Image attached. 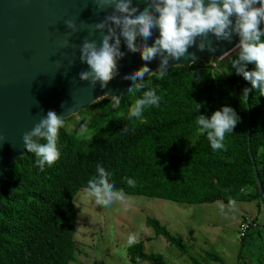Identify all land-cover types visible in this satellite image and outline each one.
I'll use <instances>...</instances> for the list:
<instances>
[{"label": "trees", "instance_id": "trees-1", "mask_svg": "<svg viewBox=\"0 0 264 264\" xmlns=\"http://www.w3.org/2000/svg\"><path fill=\"white\" fill-rule=\"evenodd\" d=\"M238 53L237 47L227 54L218 69L199 63L170 67L162 77H145L162 100L141 119L129 121L127 115L142 91L127 90L118 106L101 98L80 110L76 124L88 118L84 127H68L74 115L66 118L60 129L61 158L52 167L45 165L41 171L27 151L10 164L0 189V264H69L75 251L72 199L97 174L98 163L127 195L186 204L264 203L253 175L254 167L264 193V96L252 89L242 99L243 89L251 84L231 69ZM246 70H255V64H247ZM195 103L202 105L198 111ZM223 106L232 107L240 122L226 136V150L214 152L206 135L198 134L196 118H210ZM145 225L185 252L157 219L146 217ZM126 254L131 263L166 264L160 254L144 252L141 242L128 246ZM205 255L220 261L212 253ZM257 264H264V257Z\"/></svg>", "mask_w": 264, "mask_h": 264}, {"label": "clouds", "instance_id": "clouds-1", "mask_svg": "<svg viewBox=\"0 0 264 264\" xmlns=\"http://www.w3.org/2000/svg\"><path fill=\"white\" fill-rule=\"evenodd\" d=\"M98 11L111 8L110 14L93 28L101 34L100 43L85 39L80 47V60L88 70L81 71L79 78L93 88L99 82L102 88L118 74V61L125 55L120 50L121 38L129 52H139L145 64L123 78L132 81L127 92L142 95L132 104L127 119H141L147 109L159 107L162 97L155 87L145 83V77L152 71L148 63L159 57L156 71L162 77L169 68V61L184 58L194 60L195 53L189 48L195 46L200 51H215L209 36L216 41H231L233 33L239 36L238 57L231 61V69L250 82L251 89L244 90V98L254 89L264 96V0H142L145 7L141 10L133 6V0H92ZM256 5H259L258 7ZM232 17L235 18L233 21ZM73 32L77 30L75 20L65 21ZM159 35L149 45L153 31ZM139 39V43L137 42ZM199 41V43H197ZM67 43V42H65ZM254 63L255 70H246V65ZM231 74V70L228 72ZM147 87L146 91H143ZM115 104L120 103L116 96ZM243 99V98H242ZM201 104L195 103L198 111ZM240 122L237 112L230 106H223L212 113L211 117L200 114L196 118L198 134L206 135L211 149L215 152L226 150L225 140L233 133ZM65 127V117L49 110L30 131L23 133L22 144L28 153L36 157V165L41 171L45 165L52 167L61 158L60 129ZM122 128L121 132H128ZM0 136V142L3 141ZM43 141L37 142V141ZM2 144V143H0ZM96 175L87 181L85 191L95 198L97 205L111 207L116 201H125L123 189H117L109 171L101 164L96 166ZM127 183L135 187V181ZM234 207V202L230 201ZM224 206L221 205V211ZM143 225H141V229ZM138 242L136 235H130L128 245Z\"/></svg>", "mask_w": 264, "mask_h": 264}, {"label": "water", "instance_id": "water-1", "mask_svg": "<svg viewBox=\"0 0 264 264\" xmlns=\"http://www.w3.org/2000/svg\"><path fill=\"white\" fill-rule=\"evenodd\" d=\"M133 6L142 10L145 4L133 0ZM111 11H98L92 0H0V136L4 138L0 142V189L7 167L26 154L23 133L30 131L49 110L66 119L101 98L116 100L132 84L123 77L145 64L140 53L129 52L121 38L120 50L125 55L118 61L119 74L107 87L102 88L98 82L93 88L80 80L79 73L88 70L79 58L80 47L85 39L100 43L101 34L93 26ZM67 20L76 21L75 32L66 26ZM158 35V30H154L148 44ZM239 39L235 33L231 41H216L210 35L214 52L193 46L189 52L195 53L194 60H170L169 68L209 65L213 59H221L236 49ZM159 63V57L148 63L152 72L146 77L159 74ZM253 175L264 199L254 167Z\"/></svg>", "mask_w": 264, "mask_h": 264}, {"label": "rangeland", "instance_id": "rangeland-1", "mask_svg": "<svg viewBox=\"0 0 264 264\" xmlns=\"http://www.w3.org/2000/svg\"><path fill=\"white\" fill-rule=\"evenodd\" d=\"M226 57L212 60L210 70L218 69ZM79 119L80 116L74 115L67 126L84 127L88 118L77 126ZM233 202L234 207L221 200L186 204L126 194L125 201L105 207L97 205L95 198L82 188L72 199L76 213L75 251L69 264H148L129 261L126 249L130 235L137 236L144 252L160 254L166 264H257L264 257V203ZM254 204L261 205L259 212ZM247 214L255 219L257 227L240 238L238 222ZM146 217L157 219L183 245L185 252L181 253L162 236L154 235L145 225ZM205 252L218 256L220 261L210 259Z\"/></svg>", "mask_w": 264, "mask_h": 264}, {"label": "built area", "instance_id": "built-area-1", "mask_svg": "<svg viewBox=\"0 0 264 264\" xmlns=\"http://www.w3.org/2000/svg\"><path fill=\"white\" fill-rule=\"evenodd\" d=\"M256 225L257 223L255 219L250 215L247 214L241 217V219L238 222V228H237L239 237L243 238L248 233L249 230L257 227Z\"/></svg>", "mask_w": 264, "mask_h": 264}, {"label": "crops", "instance_id": "crops-1", "mask_svg": "<svg viewBox=\"0 0 264 264\" xmlns=\"http://www.w3.org/2000/svg\"><path fill=\"white\" fill-rule=\"evenodd\" d=\"M254 205H255V204H254ZM260 207H261V205H259V207L255 205L256 211H258V212H259V210H260ZM253 216H254V215H253ZM255 217H256V216H255Z\"/></svg>", "mask_w": 264, "mask_h": 264}]
</instances>
